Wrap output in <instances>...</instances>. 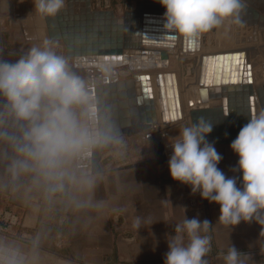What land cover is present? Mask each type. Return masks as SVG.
<instances>
[{"label": "crops", "instance_id": "0c3cea01", "mask_svg": "<svg viewBox=\"0 0 264 264\" xmlns=\"http://www.w3.org/2000/svg\"><path fill=\"white\" fill-rule=\"evenodd\" d=\"M131 1L138 6L142 1L160 2ZM184 38L182 35V42ZM24 44L23 50L29 52L45 49L41 41ZM68 71L84 83L88 93V105H74L72 111L90 137L96 136L98 124H122V118H135L139 107H147L141 80L135 83L134 96L128 87L107 89L103 85L106 75L101 74L95 76L96 89L91 93L86 72ZM134 98L135 109L130 102ZM91 99L97 103L95 113L91 112ZM46 106L45 100L42 107ZM10 112L8 100L1 98L0 220L8 210L19 216L17 224L3 229L0 246L8 251L1 264H164L174 238L179 236L183 247L190 244L186 230L176 231L190 219L201 222L198 234L209 240L204 264H227L225 257L233 247L237 264H264V209L249 221L223 223L217 203L203 199L199 192L193 194L189 185L172 179L169 160L153 166L111 167L105 163L110 149L102 152V171L93 173L95 143L76 155L58 158L51 166L41 167L27 160L28 167L22 168L18 162L26 157L19 148L26 143L24 136L30 125L11 117ZM14 120L23 132L18 140L9 128L15 125ZM218 168L227 178L230 172ZM237 187L243 190V178ZM205 220L209 221L207 229Z\"/></svg>", "mask_w": 264, "mask_h": 264}, {"label": "clouds", "instance_id": "9594fccd", "mask_svg": "<svg viewBox=\"0 0 264 264\" xmlns=\"http://www.w3.org/2000/svg\"><path fill=\"white\" fill-rule=\"evenodd\" d=\"M36 10L46 16H55L64 0H35ZM166 8L165 27L176 29L186 38L207 32L218 26L224 18L239 9L238 0H160ZM0 93L7 97L15 117L29 122L24 136L26 143L19 151L26 157L19 161L27 168V160L41 167L53 165L58 158L78 154L92 139L82 128L72 111L74 105H88L89 96L84 83L72 75L66 61L49 50L33 48L27 58L15 64H0ZM47 106L42 107V102ZM42 113V115H41ZM211 126L200 124L186 127L173 144L169 171L174 181L189 185L193 194L220 206V220L225 224L249 221L259 209H264V112L253 115L231 143L239 156L243 173V190L234 178H226L218 168L221 155L214 145L206 141ZM209 221L203 226L207 229ZM201 222L185 220L190 244L181 246L177 236L169 243L164 264H204L209 240L198 232ZM237 251L233 247L225 257L227 264H237Z\"/></svg>", "mask_w": 264, "mask_h": 264}, {"label": "water", "instance_id": "95a60500", "mask_svg": "<svg viewBox=\"0 0 264 264\" xmlns=\"http://www.w3.org/2000/svg\"><path fill=\"white\" fill-rule=\"evenodd\" d=\"M238 4L239 9L233 14L235 24L259 26L264 13V0H238ZM92 5L93 0H67V7H63L55 16H44L43 35L51 40L62 41L66 45V53L73 57L74 66L85 69L91 93L96 89L95 76L104 74L106 77L103 85L107 89L116 86L123 89L128 87L134 96L135 81L141 80L143 92L147 97V107H139V114L135 118H122V124L119 121L115 125L98 124L96 136L99 142L95 143L97 150L94 152L92 163L95 168L93 173H99L102 171L99 162L102 152L115 148V140L118 137L132 136L152 129L161 119L164 123H169V113L173 116L175 100L170 72H158L161 91L160 118L152 100L153 95L150 94L151 89L147 87L146 79H149L150 75L135 72L132 77L121 79L118 69L125 65L139 71L167 66L170 56L168 51L144 49L143 46L145 43H155L161 38L173 39L174 36L173 29L163 28L167 24V17L163 12L166 8L160 2L142 1L138 9L127 10L122 21L113 10H96ZM216 28L217 26L210 30ZM204 33L197 34L198 42ZM41 36L36 35L32 39H45ZM134 51L135 53H132ZM244 56V52H235L224 55L209 54L201 58L202 99L203 91L205 92L202 103L210 104L211 100L220 99L221 104L192 109L190 115L192 126H211L212 131L206 136L209 144H231L241 128L254 114L256 115L257 109L264 112V83L255 85L251 63H246ZM175 92L177 93V86ZM130 102L135 109L137 99L134 98ZM177 102L179 106L178 99ZM91 104V112L95 113L93 109L97 108V103L91 99ZM126 113L122 112L123 116ZM154 141L155 157L126 167L153 166L168 161L173 154L175 142L165 145L161 133L154 136ZM4 249L7 248L0 246V252Z\"/></svg>", "mask_w": 264, "mask_h": 264}, {"label": "rangeland", "instance_id": "374dc122", "mask_svg": "<svg viewBox=\"0 0 264 264\" xmlns=\"http://www.w3.org/2000/svg\"><path fill=\"white\" fill-rule=\"evenodd\" d=\"M64 7H67V0H64ZM138 7V3H133L131 0H93L92 5V8L96 10H113L121 21L127 10H136ZM23 9L25 13L14 12L15 10ZM44 16V14L36 10L35 0H0V64L7 63L12 65L22 58H27L30 52L23 50L24 43L27 41H41L45 45L44 50H49L66 61L68 70L85 73V69L74 66L73 57L67 55L66 45L62 41L51 40L43 35L44 31L42 30L45 27L43 26L45 21ZM36 35H42L41 37L45 39H32ZM203 35V50L201 53H213L225 50L245 51L248 63H251L253 79L257 77L258 81H260L258 83L264 81V13L257 27L246 24L236 25L235 16L232 15L231 17L224 18L215 30H209ZM181 39L182 34H180ZM167 51L170 53L167 66L141 69L139 71L132 70L129 66L125 65L119 67V76L121 79H127L132 77V74L135 72L147 71L148 73H152V79L155 81V76L160 71H177L179 86H181L180 89L182 90L184 118L177 123H169L167 125H164L165 123L161 119V122L152 129L146 130V132L143 131L145 132L144 134L140 132L132 136L125 135L118 137L115 140V148L106 157L105 163L110 164L111 167L131 165L155 157L154 136L157 133L163 135L162 139L165 145L176 142L181 137L184 128L193 127L190 115L192 109L199 108L200 106H216L220 103V100L217 99H214L210 104H201L199 102L198 76L201 53H188L181 46L175 49H167ZM24 55L25 57H17ZM254 81L256 83L255 79ZM3 97L7 99L6 96L0 93V99ZM159 104L160 102H157L160 110ZM260 113H262L261 109H259ZM10 115L16 119L12 110ZM14 121L15 125L9 128L15 134V140H18L17 136L22 135L23 132H20L17 120ZM212 145H214L216 151L222 157L218 167L230 172L227 178H234L236 183H241L243 173L239 168V156L232 150L231 144ZM1 151L2 145L0 142V153ZM9 225L2 224V221H0V238H3V229Z\"/></svg>", "mask_w": 264, "mask_h": 264}, {"label": "bare ground", "instance_id": "6f19581e", "mask_svg": "<svg viewBox=\"0 0 264 264\" xmlns=\"http://www.w3.org/2000/svg\"><path fill=\"white\" fill-rule=\"evenodd\" d=\"M163 28H166V27L163 26ZM163 32H164L163 35H165V32H166L165 29L163 30ZM172 35L174 36L173 39L161 38V40H158L155 43H145V45L143 46V48L144 49H156V50H165V51H167V49H175V48H178L179 46H181V48H183V50L186 51V52H188V53H192V52L201 53L202 52V50H203V48H202L203 47V36L201 37L200 42H198L199 39H198V36L197 35L194 36V37H192V38H186L185 37L184 38V41L182 42V40H180V33L178 32V30H176L174 28H173ZM147 40L150 41V39H147ZM186 52H184V53H186ZM235 52H240V53H243L244 52L245 53V56H244L245 57V62L246 61L248 62V58H247V55H246V52L245 51H230V50H225V51H218V52H213V53H211V52L210 53H201V57L200 58H202L204 55H207L208 56L209 54H223L224 55L226 53H232L233 54ZM132 53H135V51L132 52ZM230 66H231V63H230ZM222 70H223V67H222ZM200 71H201V59H200L199 76H198V97H199V102L201 104H203L202 103L203 102L202 100L205 98V92L203 91L204 97L202 99L201 92H200V89H201V86H202L201 85V82H200ZM162 72H170V80H171V85H172V90H173V97H174V100H175V112H174L173 116H172V114L169 113V121L168 122L169 123H177V122L181 121L184 118L183 103H182V92H181V89H180L181 86H179L178 74L176 72H172V70L171 71L166 70V71H162ZM142 73L150 74L149 80L147 79L146 81H147V84L150 85L149 86L150 87L149 89H151L150 94L153 95V99L152 100H154V102H155V106L157 107V110L159 112V117H160L161 116L160 115L161 114V109L159 110V107L157 105V102H159L160 95H161L158 73L155 76L156 77L155 81H154V79H152V74L151 73H148L147 71L146 72H142ZM254 79L256 80L255 85H260V84H263L264 83V81H262L261 83H258L260 81H258L259 79H257V77L254 78ZM137 82H139V81H135V83H137ZM163 82H164L163 84H164V88H165L166 83H165L164 78H163ZM175 86H177V93L175 92ZM142 94H143V92H142ZM155 94H156V96H155ZM156 97H157V100H156ZM177 99L179 100V106H178ZM212 101L213 100H211L210 103H212ZM194 104H195V102H194ZM159 106H160V104H159ZM256 115H259V110L258 109L256 111ZM169 123H165L164 125H167ZM96 132H97V130H96ZM91 139L93 141L92 143H96L97 136H95V137L93 136V137H91ZM7 251H8V249H4V250H2L0 252V260L4 257V254Z\"/></svg>", "mask_w": 264, "mask_h": 264}, {"label": "built area", "instance_id": "2783aa9c", "mask_svg": "<svg viewBox=\"0 0 264 264\" xmlns=\"http://www.w3.org/2000/svg\"><path fill=\"white\" fill-rule=\"evenodd\" d=\"M0 221H2V224H17L19 222V216L14 212L6 211L2 214Z\"/></svg>", "mask_w": 264, "mask_h": 264}, {"label": "snow or ice", "instance_id": "6c2138e0", "mask_svg": "<svg viewBox=\"0 0 264 264\" xmlns=\"http://www.w3.org/2000/svg\"><path fill=\"white\" fill-rule=\"evenodd\" d=\"M233 82H235V81H233ZM248 82L251 83V80H249Z\"/></svg>", "mask_w": 264, "mask_h": 264}]
</instances>
